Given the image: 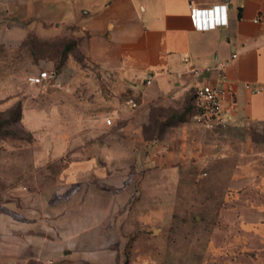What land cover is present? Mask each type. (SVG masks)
Segmentation results:
<instances>
[{
    "label": "crops",
    "instance_id": "1",
    "mask_svg": "<svg viewBox=\"0 0 264 264\" xmlns=\"http://www.w3.org/2000/svg\"><path fill=\"white\" fill-rule=\"evenodd\" d=\"M58 2L62 20L76 21L87 56L118 78L126 98L112 123L118 124V131L129 129L142 140L144 152L137 164L141 173L116 178L109 159L102 166L84 161L70 165L62 177L34 187L27 195V210L12 211L10 220L0 213V264H119L115 216L131 202L135 184L139 189L149 184L169 187L174 194L195 166L210 168L216 159L233 154L232 200L236 206L249 203L245 190L250 189L255 202L262 201L264 167L244 158L242 150H236L240 139L229 132L264 125V0ZM190 3L202 7L225 3L227 23L195 29ZM186 56L188 63L183 61ZM224 60L230 93L223 107L231 112L232 122L206 130L191 119L195 92L202 84L217 81L213 67ZM190 65L209 68L192 73ZM128 98L135 107L126 104ZM151 170L162 178L141 179ZM257 206L234 209L242 233L259 235L264 230V209Z\"/></svg>",
    "mask_w": 264,
    "mask_h": 264
},
{
    "label": "rangeland",
    "instance_id": "2",
    "mask_svg": "<svg viewBox=\"0 0 264 264\" xmlns=\"http://www.w3.org/2000/svg\"><path fill=\"white\" fill-rule=\"evenodd\" d=\"M77 28L75 20H62L58 0H0V213L8 218L27 210L29 191L62 177L70 165L102 166L109 159L116 178L141 173L142 140L103 122L116 120L126 95L117 76L87 56ZM65 43L70 49L62 56ZM43 70L56 75L29 81ZM17 102L19 116L10 112ZM229 134L240 139L236 150L244 158L264 167V125ZM110 146L113 153L106 151ZM235 161L233 154L210 168L195 166L174 194L135 184L131 202L116 211L119 264H264V230L242 233L234 210L264 209V182L261 202L247 189L249 203L236 206L229 180ZM145 173L141 179L162 178Z\"/></svg>",
    "mask_w": 264,
    "mask_h": 264
},
{
    "label": "built area",
    "instance_id": "3",
    "mask_svg": "<svg viewBox=\"0 0 264 264\" xmlns=\"http://www.w3.org/2000/svg\"><path fill=\"white\" fill-rule=\"evenodd\" d=\"M226 7L223 4H214L210 7H202L196 4H189V15L192 24L197 30H210L217 26L227 23ZM235 54H232V58ZM185 63L189 59L183 58ZM227 65V60L219 61L214 65V69L218 73V79L215 83L202 84L195 92V108L191 113V119L200 127L206 130H215L224 128L232 122L230 111L225 110L223 102L228 97L230 90L226 84L224 69ZM209 67L189 66L192 73H201ZM56 72L54 70H43L28 79L31 83L41 84L47 80L54 78ZM146 84L150 83V79L145 80ZM126 104L130 107H135L136 103L132 98L126 100ZM104 123L110 125L112 120L110 116L104 117Z\"/></svg>",
    "mask_w": 264,
    "mask_h": 264
},
{
    "label": "trees",
    "instance_id": "4",
    "mask_svg": "<svg viewBox=\"0 0 264 264\" xmlns=\"http://www.w3.org/2000/svg\"><path fill=\"white\" fill-rule=\"evenodd\" d=\"M70 49L69 45L67 43L64 44V47H63V51H62V56L65 55V53ZM15 112L17 114V116H19L20 114V103L17 102L15 104V106L12 108V110H10V112Z\"/></svg>",
    "mask_w": 264,
    "mask_h": 264
}]
</instances>
